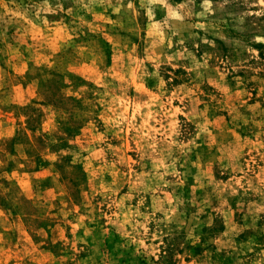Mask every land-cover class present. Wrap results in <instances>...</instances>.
I'll return each mask as SVG.
<instances>
[{
	"label": "rangeland",
	"instance_id": "1",
	"mask_svg": "<svg viewBox=\"0 0 264 264\" xmlns=\"http://www.w3.org/2000/svg\"><path fill=\"white\" fill-rule=\"evenodd\" d=\"M0 264H264V0H0Z\"/></svg>",
	"mask_w": 264,
	"mask_h": 264
}]
</instances>
